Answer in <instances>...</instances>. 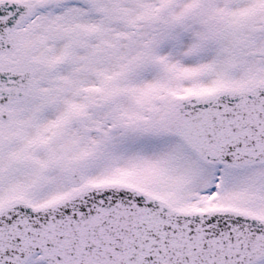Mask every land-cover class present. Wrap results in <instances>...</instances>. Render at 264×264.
I'll return each mask as SVG.
<instances>
[{
	"label": "snow or ice",
	"instance_id": "6c2138e0",
	"mask_svg": "<svg viewBox=\"0 0 264 264\" xmlns=\"http://www.w3.org/2000/svg\"><path fill=\"white\" fill-rule=\"evenodd\" d=\"M0 264H264V0H0Z\"/></svg>",
	"mask_w": 264,
	"mask_h": 264
}]
</instances>
